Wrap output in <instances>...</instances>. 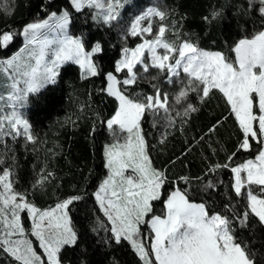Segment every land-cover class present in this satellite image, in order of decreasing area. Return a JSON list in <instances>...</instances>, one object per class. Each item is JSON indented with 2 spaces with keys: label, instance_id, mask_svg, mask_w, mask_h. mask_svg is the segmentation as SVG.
I'll list each match as a JSON object with an SVG mask.
<instances>
[{
  "label": "snow or ice",
  "instance_id": "1",
  "mask_svg": "<svg viewBox=\"0 0 264 264\" xmlns=\"http://www.w3.org/2000/svg\"><path fill=\"white\" fill-rule=\"evenodd\" d=\"M122 4L123 0H70L75 12L101 9L102 14L98 13L93 20L109 27L118 20ZM236 11L238 23L249 26L259 22L261 30L237 40L231 49L232 59L223 51L201 48L198 40L190 36L179 44L166 39L169 25L165 23H160L154 34L151 20L158 18L163 22L168 15L165 9L154 6L136 17L122 36L125 41L139 37L141 42L133 48L123 47L114 72L104 74L105 85L100 91L113 97L118 106L110 119L101 122L113 142L106 145L104 152L107 178L92 194L105 220L91 231L106 232L103 243L109 248L127 242L143 264H264V0H244ZM220 14L213 10L204 20L210 22ZM71 24L72 14L64 9L49 12L46 18L26 24L19 32H0V49H6L18 35L29 46L0 60L10 88L6 100L11 112L0 119V145L5 149V137L37 142L20 109L30 96L56 84L62 65L71 61L84 70L85 77L101 75L93 56L104 51L102 44L97 42L86 51L82 36L69 35ZM172 31L177 32L178 26L173 25ZM53 32L56 38L49 39L48 34ZM152 69L155 74L144 75ZM118 73H124L123 78H118ZM161 76L163 84L175 89L171 104L169 92L159 84H151V92H129L138 86V81L158 80ZM213 90L223 94L230 115L237 122L241 136L236 151L252 152L254 146L258 151L254 158L239 164L233 163L234 152L227 162L213 164L206 171V176L215 175L219 169L232 173L230 190L223 194L229 203L220 210H214L205 201L194 202L191 193L176 187L167 195L164 211L152 214L153 202L161 199L169 178L166 170L153 167L148 133L141 122L147 114L159 117L167 127L175 126L177 120L187 123L191 114L199 111L188 97L195 94L200 103ZM2 100L4 96H0ZM182 102V110L174 107ZM152 123L155 127L157 121L153 119ZM216 127L213 125L209 133H214ZM121 134H126L123 139ZM12 175L10 168L0 174V250L18 264H65L62 253L66 248H76L80 239L71 212L84 196L72 195L42 210L28 198L27 192L14 188ZM180 179L187 184L190 177ZM42 183L43 179L37 181ZM223 183L206 180L201 191L211 199L212 193L221 191L219 186ZM25 213L31 222L30 232L22 222ZM142 225L154 234V242L147 246ZM29 235L39 242L40 254ZM80 264L86 261L81 260Z\"/></svg>",
  "mask_w": 264,
  "mask_h": 264
},
{
  "label": "trees",
  "instance_id": "2",
  "mask_svg": "<svg viewBox=\"0 0 264 264\" xmlns=\"http://www.w3.org/2000/svg\"><path fill=\"white\" fill-rule=\"evenodd\" d=\"M151 1L168 12L163 21L169 25L168 40L179 44L190 36L198 40L201 48L223 51L230 59L234 58L231 49L237 40L261 30L259 22L249 26L238 23L239 12L236 9L244 0H137L124 11L122 20L113 22L111 27L94 21L88 8L75 12L70 0H0V32H19L26 24L46 18L49 12L67 9L72 14L71 34L83 37L87 51L97 42L104 49L93 56L101 75L83 78L79 67L68 63L61 68L56 84L30 97L27 119L32 135L37 138L35 144L23 137H5L7 148L0 145V160L3 161L0 170L12 169L14 188L27 192L37 207L50 208L69 196H84V200L75 204L71 212L80 239L76 248H66L62 253L65 264H80L81 260L86 264H114L115 261L119 264H143L127 242L109 248L103 243L108 235L106 232L96 234L91 231L99 221L105 220L92 194L107 175L104 149L111 137L101 122L110 119L118 106L113 97L100 91L105 85L104 74L114 72L123 47L133 48L141 42L139 37L122 39L124 24L126 19L129 21L144 11ZM213 10L219 11L220 16L206 22L204 17ZM173 25L178 26L177 32L172 31ZM21 47L22 38L18 35L6 49H0V59L11 57ZM155 73L156 70L152 69L146 76ZM116 75L122 77L121 74ZM162 81V76L158 80L138 81V86L129 92H151V84H159L162 90L174 93L175 89ZM188 101L196 104L199 111L192 113L187 123L177 120L175 126L167 127L159 124V117L147 114L141 122L148 133L149 156L154 167L166 170L169 178L161 199L153 202L152 214L160 215L164 211L166 197L176 187L191 193L194 202L205 201L214 210H220L223 204L229 203L223 194L230 190L232 173L229 169H219L215 175L206 176V171L213 164L227 162L234 152L233 163L239 164L254 158L258 151L257 146L252 152L236 151L241 133L230 115L226 98L218 90H213L203 102L197 103L195 94H191ZM184 105L185 102L178 109L182 110ZM153 119L157 121L155 127ZM213 125H217L216 131L209 133ZM165 133L167 135L161 143ZM184 176L190 177L187 184L180 179ZM41 179L43 183L37 184ZM206 180L224 181L219 186L221 191L212 193L211 199L201 191ZM23 223L28 228L26 215ZM143 230L147 232L146 227ZM0 264L18 262L0 250Z\"/></svg>",
  "mask_w": 264,
  "mask_h": 264
},
{
  "label": "rangeland",
  "instance_id": "3",
  "mask_svg": "<svg viewBox=\"0 0 264 264\" xmlns=\"http://www.w3.org/2000/svg\"><path fill=\"white\" fill-rule=\"evenodd\" d=\"M137 0H123V4H122V6L121 7H119V9H118V13H119V18H118V20H116V21H113V22H119V21H121L122 20V18H123V14H124V11L125 10H127L129 7H132L133 5H134V3L136 2ZM101 3H103V0H101ZM151 3V5H149L147 8H145L144 9V11H142V12H140L139 14H137L136 16L134 15L132 18H130V16L128 17V18H130L129 19V21H127V19L125 20V24H124V26H125V29L123 30V34L125 33V31L128 29V27H129V25L135 20V18L136 17H138L139 15H141L142 13H144L148 8H151V7H154V6H158L159 7V5H157V3L155 4V1H151L150 2ZM105 7H107V5H105ZM91 12H92V15H93V17H95V16H97L98 15V13H101V9H98V8H95V7H92V8H88ZM59 13V12H58ZM102 14V13H101ZM39 20H42V19H39ZM36 21V20H35ZM33 22V21H32ZM112 22V23H113ZM149 21H145L144 23L145 24H147ZM97 23H100V22H97ZM151 23H152V26H153V33L155 34V31H156V29L158 28V26L160 25V23H163V22H161V21H159V19L158 18H153L152 20H151ZM68 33H69V35H72L71 34V32H70V26H69V28H68ZM72 36H74V35H72ZM74 37H76V36H74ZM21 38H22V47L20 48V50L19 51H17L15 54H17V53H21V50L22 49H26V48H28L29 46L27 45V41L25 40V38L21 35ZM48 38L49 39H53V38H56V33H49L48 34ZM149 39L151 38V37H148ZM166 38V37H165ZM167 39V38H166ZM138 45V44H137ZM128 47V46H127ZM130 48V47H129ZM86 50V49H85ZM87 51V50H86ZM162 51V50H161ZM23 54V53H22ZM14 55V54H13ZM146 56H147V53H146ZM10 58V57H9ZM5 59H7V58H5ZM0 60H4V59H0ZM68 63H73V62H71V61H69V62H66L64 65H66V64H68ZM73 64H75V63H73ZM64 65H62L61 66V68L64 66ZM75 65H77L78 67H79V70H80V72H81V75H82V77L83 78H85V74H84V70L83 69H81L80 68V66L78 65V64H75ZM139 67V66H138ZM61 68H60V70H61ZM60 70H59V73H60ZM118 74H121L122 75V77H119V75H117L118 76V78H123V76H124V73H118ZM144 75H146V74H144ZM87 77H90V76H87ZM58 78V77H57ZM10 91V88L8 87V78H7V74H6V72H5V70H4V68L3 67H0V96H4L5 97V100H2V101H0V119H2L3 118V116L4 115H10V112H11V109L7 106V100H6V96H7V93ZM172 93L173 92H170L169 93V103L171 104L172 103ZM31 97V96H30ZM30 97H29V102L24 106V108H22V109H20V111L22 112V114L24 115V117L27 119V112H28V108H29V104H30ZM183 103V102H182ZM182 103H180V104H177V105H175L174 107L176 108V109H178V107L182 104ZM158 122H159V124H163L164 125V123L163 122H161L160 121V118H158ZM108 132H109V130H108ZM109 134H110V132H109ZM123 135H126V134H121V139H123ZM110 142L109 143H107L106 145H108V144H110V143H112L113 142V137L111 136V134H110ZM106 145H105V147H106ZM104 152H105V149H104ZM1 164V163H0ZM152 165H153V167H154V164L152 163ZM2 172H3V170H0V174H2ZM131 172V170H129V173ZM107 175H108V170H107ZM107 175L105 176V178H107ZM104 178V179H105ZM103 179V180H104ZM102 180V181H103ZM163 190V189H162ZM54 207V206H53ZM46 209H48V208H45V209H42V210H46ZM25 215L27 216V214L25 213V214H22V222H23V217H25ZM27 222H28V228H26V226H25V224H24V226H25V229H26V231H28V232H30V230H31V222H30V220H29V218H28V216H27ZM143 227H146L147 228V232H145L144 230H143ZM141 231L143 232V233H146V235H147V239H146V241H145V243H146V246L147 245H150L152 242H154L153 241V236H154V234L153 233H151L150 232V230H149V228L147 227V225H142L141 226ZM28 239H30L31 241H32V245H33V247L35 248V250L37 251V253L38 254H40L41 252H42V249H40L39 248V242L35 239V237H32V236H28Z\"/></svg>",
  "mask_w": 264,
  "mask_h": 264
},
{
  "label": "crops",
  "instance_id": "4",
  "mask_svg": "<svg viewBox=\"0 0 264 264\" xmlns=\"http://www.w3.org/2000/svg\"><path fill=\"white\" fill-rule=\"evenodd\" d=\"M150 157V156H149ZM151 159V158H150ZM152 161V160H151ZM153 163V162H152Z\"/></svg>",
  "mask_w": 264,
  "mask_h": 264
}]
</instances>
